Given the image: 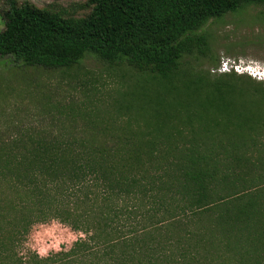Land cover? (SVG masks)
Segmentation results:
<instances>
[{
	"label": "trees",
	"instance_id": "trees-1",
	"mask_svg": "<svg viewBox=\"0 0 264 264\" xmlns=\"http://www.w3.org/2000/svg\"><path fill=\"white\" fill-rule=\"evenodd\" d=\"M8 2L0 59L61 68L92 53L151 76L135 92L148 130L0 139V188L21 199L0 205V264H264V84L180 71L206 53L210 19L264 0H87L81 17ZM52 218L86 236L47 257L10 247Z\"/></svg>",
	"mask_w": 264,
	"mask_h": 264
},
{
	"label": "rangeland",
	"instance_id": "rangeland-1",
	"mask_svg": "<svg viewBox=\"0 0 264 264\" xmlns=\"http://www.w3.org/2000/svg\"><path fill=\"white\" fill-rule=\"evenodd\" d=\"M16 1L19 4L29 1L66 16L81 17L91 10L86 5L87 0ZM8 6V0H0V31L6 25L4 13ZM196 34L205 37L206 53L196 48L185 55L180 71L202 74L210 80L231 74L236 81L244 79L264 84V5H246L220 18H212ZM222 57L251 65L249 71L221 72L218 66ZM150 76L125 61L110 63L92 53L78 64L61 68L26 65L12 56L2 58L0 139L27 130L47 136L78 135L95 140L103 139L105 133L148 130L146 118L139 115L142 106L136 101L135 92L144 98L149 90L147 79ZM177 85L182 88L183 82L178 80ZM244 87L235 86L228 98L243 102ZM178 117L182 127L189 117L188 112L182 109ZM6 200L17 203L21 199L5 187L0 188V205ZM3 224L7 225L6 222ZM85 236L83 231L52 218L34 222L10 247H14L19 255L36 253L47 257L70 249L74 242Z\"/></svg>",
	"mask_w": 264,
	"mask_h": 264
},
{
	"label": "built area",
	"instance_id": "built-area-1",
	"mask_svg": "<svg viewBox=\"0 0 264 264\" xmlns=\"http://www.w3.org/2000/svg\"><path fill=\"white\" fill-rule=\"evenodd\" d=\"M250 66L251 65L246 64L240 60L231 59L229 57H222L218 69L223 73L226 72L244 73L249 71Z\"/></svg>",
	"mask_w": 264,
	"mask_h": 264
}]
</instances>
